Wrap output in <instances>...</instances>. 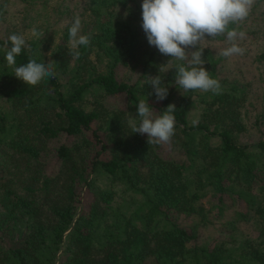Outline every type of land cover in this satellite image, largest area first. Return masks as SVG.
<instances>
[{"label": "trees", "instance_id": "trees-1", "mask_svg": "<svg viewBox=\"0 0 264 264\" xmlns=\"http://www.w3.org/2000/svg\"><path fill=\"white\" fill-rule=\"evenodd\" d=\"M21 1L24 17L41 15ZM263 2L230 28L264 37ZM141 5L82 0L72 18L84 15L79 34L91 43L78 59L67 26L47 52L44 35L25 38L16 66L56 61L55 77L36 86L13 75L0 36V264H264V110L250 120L256 138L243 139L250 82L206 46L202 67L220 94L180 88L181 62L149 45ZM157 75L164 100L147 83ZM140 99L154 115L175 104L169 143L131 132ZM216 220V234L201 241Z\"/></svg>", "mask_w": 264, "mask_h": 264}, {"label": "clouds", "instance_id": "clouds-1", "mask_svg": "<svg viewBox=\"0 0 264 264\" xmlns=\"http://www.w3.org/2000/svg\"><path fill=\"white\" fill-rule=\"evenodd\" d=\"M255 2L256 0H142V28L149 45L156 47L162 55L181 62L174 66L175 81L180 88L185 91L202 90L220 94V82L202 67L205 63L202 42L206 37L226 36L230 46L224 48L220 55H243L245 49L236 41L243 39L244 33L238 32L234 27L230 28V25L245 20ZM80 30L81 19L77 15L68 30L70 54L76 59L81 55L80 46L91 43V34L80 35ZM43 35L36 27L31 30V36L36 39ZM9 42L6 61L16 78L29 86H36L41 81L55 77L56 61L51 59L44 62L31 56L27 63L16 66V56L30 46L23 36L16 33L8 36L6 46ZM189 48L196 50L186 51ZM149 77L151 78L147 83L153 88L157 100H164L168 95V87L162 83L159 75ZM136 107L139 123L131 125V132L146 134L149 145L169 143L175 133V104H169L160 115L153 114V108L145 99H140Z\"/></svg>", "mask_w": 264, "mask_h": 264}, {"label": "rangeland", "instance_id": "rangeland-1", "mask_svg": "<svg viewBox=\"0 0 264 264\" xmlns=\"http://www.w3.org/2000/svg\"><path fill=\"white\" fill-rule=\"evenodd\" d=\"M82 0H32V8L38 9L41 15L31 19L30 14H33V10H27L28 16L24 17L21 0H7L4 10L0 17V36L8 37L9 35L16 33L29 38L31 36V30L38 24L45 26L44 37L45 42L48 44V49L53 46L57 39L62 34L64 27L71 26L74 21L72 15L81 11L80 3ZM142 4V0H139ZM264 8V2L262 3ZM82 21L85 20L84 15L81 16ZM261 29L259 28L253 37H243V39H237L242 48L245 49L243 55H234L231 57L222 56L221 62L228 68H231L232 73L243 80L250 82L249 102L246 105L247 114L245 118V128L242 138H256L255 132L252 130L250 120L253 119V113L258 110H264V57L258 58L259 52L264 49V37L261 35ZM67 44L70 45L69 40ZM202 46L208 47L213 54L220 55V52L229 47L230 44L227 39L209 38L202 42ZM93 56V55H92ZM91 56V57H92ZM95 63L98 69H102L104 64L103 56L97 54L95 57ZM195 114V109L191 108L190 115ZM192 117V116H191ZM230 208L225 210V213L229 215ZM219 220L202 226L203 232L201 233V241H209L210 238L216 234L219 227ZM243 231H248L249 234H255L252 227L247 224L243 227ZM224 230H227L226 226ZM240 234L238 233L236 237Z\"/></svg>", "mask_w": 264, "mask_h": 264}]
</instances>
